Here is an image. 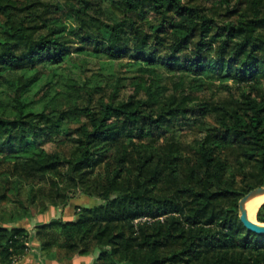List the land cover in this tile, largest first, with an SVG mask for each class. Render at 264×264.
I'll list each match as a JSON object with an SVG mask.
<instances>
[{"label":"trees","instance_id":"1","mask_svg":"<svg viewBox=\"0 0 264 264\" xmlns=\"http://www.w3.org/2000/svg\"><path fill=\"white\" fill-rule=\"evenodd\" d=\"M261 185L264 0H0V264H264Z\"/></svg>","mask_w":264,"mask_h":264},{"label":"crops","instance_id":"2","mask_svg":"<svg viewBox=\"0 0 264 264\" xmlns=\"http://www.w3.org/2000/svg\"><path fill=\"white\" fill-rule=\"evenodd\" d=\"M92 202L91 199H87L82 195H78L71 198L68 205L63 209H58L56 207H50L46 212L42 214H37L31 218H25L17 222V226L27 228L32 231L33 226L38 222H45L52 217H56L59 213L62 219H72L73 208L75 205H85L88 206ZM10 225V224H7ZM28 251L14 264H91L93 260V255H74L69 259H50L43 256L38 251V241L32 236L29 240Z\"/></svg>","mask_w":264,"mask_h":264},{"label":"water","instance_id":"3","mask_svg":"<svg viewBox=\"0 0 264 264\" xmlns=\"http://www.w3.org/2000/svg\"><path fill=\"white\" fill-rule=\"evenodd\" d=\"M264 193V185L255 187L249 190L246 194H244L238 201V215L242 224L249 230L256 234L264 235V223H260L257 221L255 216V221H251L248 218L246 212V204L247 202L254 196L258 194Z\"/></svg>","mask_w":264,"mask_h":264},{"label":"bare ground","instance_id":"4","mask_svg":"<svg viewBox=\"0 0 264 264\" xmlns=\"http://www.w3.org/2000/svg\"><path fill=\"white\" fill-rule=\"evenodd\" d=\"M264 202V193L252 197L246 204L248 218L254 221L258 207ZM256 220V219H255Z\"/></svg>","mask_w":264,"mask_h":264},{"label":"rangeland","instance_id":"5","mask_svg":"<svg viewBox=\"0 0 264 264\" xmlns=\"http://www.w3.org/2000/svg\"><path fill=\"white\" fill-rule=\"evenodd\" d=\"M98 201H100L99 199H98ZM35 216V215H34ZM254 221H255V219H254Z\"/></svg>","mask_w":264,"mask_h":264}]
</instances>
